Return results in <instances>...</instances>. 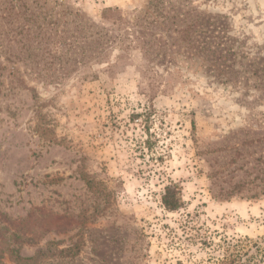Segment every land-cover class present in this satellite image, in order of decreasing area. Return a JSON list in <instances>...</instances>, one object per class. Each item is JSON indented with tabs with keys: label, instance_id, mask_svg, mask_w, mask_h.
I'll return each mask as SVG.
<instances>
[{
	"label": "rangeland",
	"instance_id": "374dc122",
	"mask_svg": "<svg viewBox=\"0 0 264 264\" xmlns=\"http://www.w3.org/2000/svg\"><path fill=\"white\" fill-rule=\"evenodd\" d=\"M232 257L264 264V0H0V264Z\"/></svg>",
	"mask_w": 264,
	"mask_h": 264
},
{
	"label": "trees",
	"instance_id": "16d2710c",
	"mask_svg": "<svg viewBox=\"0 0 264 264\" xmlns=\"http://www.w3.org/2000/svg\"><path fill=\"white\" fill-rule=\"evenodd\" d=\"M112 15L113 16L118 15V11L112 9H106L103 11L102 18L104 20H112L113 19ZM116 20H120V19H116ZM113 23H115V20L113 21ZM161 203L167 211H171V212L176 211L181 206L179 189L176 186L174 187L169 186L164 188L163 194L161 196ZM236 260H237L236 257H232L230 259L225 258L223 259L221 264H227V263L236 264ZM249 263H251V260H249Z\"/></svg>",
	"mask_w": 264,
	"mask_h": 264
}]
</instances>
